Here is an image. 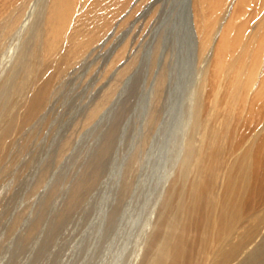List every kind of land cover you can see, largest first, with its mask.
Here are the masks:
<instances>
[{
    "label": "bare ground",
    "instance_id": "bare-ground-1",
    "mask_svg": "<svg viewBox=\"0 0 264 264\" xmlns=\"http://www.w3.org/2000/svg\"><path fill=\"white\" fill-rule=\"evenodd\" d=\"M125 2L0 0V176L37 127L52 122V102L60 100L67 76L79 67L97 31L99 36L110 24L107 11ZM158 5L160 0H152L141 13L146 18L160 10L143 53L145 69H155L152 92L150 98L146 93L148 101L135 105L144 143L152 135L151 142L157 141L155 132L164 126V144L170 146L162 148V169L127 264H264V0H177L168 13ZM137 61L124 64L75 128L88 126L112 104L118 81ZM178 67L184 69L182 98L170 108L172 101L164 98L170 96V78ZM115 132L114 125L100 141L95 163L71 186L68 205L98 183ZM69 136L57 143L58 156L72 144ZM135 147L115 177L119 191L107 212L112 220L134 181L144 148Z\"/></svg>",
    "mask_w": 264,
    "mask_h": 264
},
{
    "label": "rangeland",
    "instance_id": "rangeland-1",
    "mask_svg": "<svg viewBox=\"0 0 264 264\" xmlns=\"http://www.w3.org/2000/svg\"><path fill=\"white\" fill-rule=\"evenodd\" d=\"M133 1L126 0L123 6L107 11L110 24L99 36L100 30L97 31L90 50L80 57L78 69L67 76L61 89L62 96L57 95L60 100L52 102L56 109L54 119L37 127L25 150L12 158L10 170L0 176V264H127L134 235L143 223L148 197L155 188V178L170 146L164 144V126L160 132L156 130L154 137L157 141L154 143L151 142L153 135L144 143V134L140 131L141 111L139 104L138 107L135 104L150 98V82L155 70L145 69L143 65L147 56L143 53L147 51L148 41L152 40L153 30L149 29L160 10L155 9V13L143 18L141 13L152 0H138L132 6ZM173 2L177 0H160L158 6L164 7L168 13ZM106 37L107 41L103 42ZM133 58H138L136 66L123 81H118L110 100L112 104L107 103L88 126L78 124L75 128L76 121L94 102L91 100H97L108 82L114 80L124 64ZM183 70L178 67L170 78V96L164 98V101H172L170 108L181 101ZM146 93H149L148 98ZM114 125L118 132H115L116 140L111 144L114 148L103 157L105 165L98 183L89 194L79 199L80 203L76 200L68 205L71 186L95 163L100 141L103 144ZM73 128L77 131H72ZM68 135L72 144L58 156L57 143ZM138 145L144 148L139 151L141 155L135 166L134 181L123 197V209L120 206L112 220L107 214L119 191L115 177L123 172L118 169ZM159 145L165 151L160 150ZM41 174L45 178L35 190ZM15 220L18 222L14 226Z\"/></svg>",
    "mask_w": 264,
    "mask_h": 264
}]
</instances>
